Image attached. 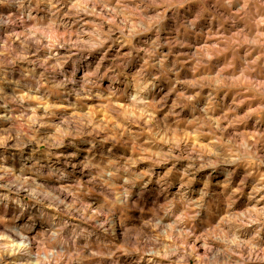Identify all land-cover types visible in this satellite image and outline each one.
Segmentation results:
<instances>
[{
	"label": "clouds",
	"instance_id": "clouds-1",
	"mask_svg": "<svg viewBox=\"0 0 264 264\" xmlns=\"http://www.w3.org/2000/svg\"><path fill=\"white\" fill-rule=\"evenodd\" d=\"M159 3L0 0V264H264V131L239 133V94L228 105L201 91L251 82L264 112V0H205L195 18L170 17L167 37ZM201 19L259 55L231 45L235 67L209 73L208 53L185 47ZM184 127L212 150L174 140ZM249 175L258 207L237 211Z\"/></svg>",
	"mask_w": 264,
	"mask_h": 264
},
{
	"label": "rangeland",
	"instance_id": "rangeland-1",
	"mask_svg": "<svg viewBox=\"0 0 264 264\" xmlns=\"http://www.w3.org/2000/svg\"><path fill=\"white\" fill-rule=\"evenodd\" d=\"M165 0H160L158 4L157 11L162 13L164 16L163 21L161 22V29L163 30L161 34L167 35L176 31L175 28V20L170 19V17H175L180 13L187 14L190 18H195L196 14L204 7L205 0H170L173 7L165 8L163 7V3ZM153 13H150V15ZM201 25L203 26V34L199 38V43H196L194 46L186 44L185 47H191L193 52H200L201 50H205L208 53V56L205 59L208 60L209 73H211V64L213 61H218L215 66V71L220 72L222 70H231L235 67V60L233 55H229L231 51V45H238L235 49V53L239 54L241 49L244 48L243 55L245 57L251 56L253 60L259 55V53H250L246 46L243 43V40L240 39L237 32L226 33L221 30V26L219 23H216L213 26V19H208L206 22L201 19ZM153 35V39H155V34L152 33H139V36ZM227 42L229 44V48L226 50L222 47V45ZM136 45V40L133 39L131 41H125L123 44L122 51H127L133 46ZM227 57V59H226ZM141 65L147 64L146 60L140 61ZM201 65L196 63H192L191 67L187 69L188 75L190 77H197L200 72ZM167 83L166 81L164 82ZM251 82L244 83L241 82L236 88L230 89H215V88H207L201 89L202 92H213L214 95L218 99H223L226 101L228 105L233 104L237 94H239L244 99V103L240 104V109L242 111H238V115L243 117L245 113L248 114L247 119L243 121V123H238L235 127L238 129L240 134H247L249 138L256 134L259 131H264V112L260 110V98L256 97V99H252L255 95L253 91H247L245 89H251ZM117 106L124 107L122 102L117 101ZM58 111H68L71 113V109L65 104H59L57 106ZM227 111V109H225ZM88 112L93 113L96 112L99 114L101 120L108 121L110 120V116L107 111L101 109L100 107L89 105ZM75 115H79L76 113ZM144 134L146 136L151 135V129H144ZM161 140L163 137L160 138ZM174 140H182L185 144H191L193 148L205 151H211V145L213 144V139L209 137V139H202L197 135L196 132L192 131L189 127H184L182 132L179 135L174 133ZM145 143H148L145 140ZM227 147V146H226ZM260 151L264 152V146H259ZM146 151H150V149H146ZM131 154V151H130ZM254 162L247 161L241 168L236 170V174L231 177V184L229 187L231 191L237 193L239 195V184L242 179H244L245 173L248 172ZM246 165V166H245ZM143 171V169H141ZM261 177H264V167L260 168V175L256 176L255 179L259 180ZM227 178V174L220 175L215 178L213 181V185L220 190H224L225 188V180ZM248 181L246 182L245 194L241 196L240 201H236L237 204H242V207H239L237 211H246L248 209H255L258 207V204L252 199V191L255 187V181L253 180V176H248ZM200 187H203V181L199 184ZM179 186H177L178 188ZM258 199V198H257ZM260 204H264V201H259Z\"/></svg>",
	"mask_w": 264,
	"mask_h": 264
}]
</instances>
